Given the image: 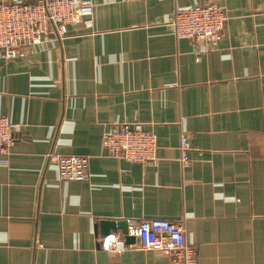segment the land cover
I'll return each instance as SVG.
<instances>
[{"label": "crops", "instance_id": "crops-1", "mask_svg": "<svg viewBox=\"0 0 264 264\" xmlns=\"http://www.w3.org/2000/svg\"><path fill=\"white\" fill-rule=\"evenodd\" d=\"M91 2L64 38L0 53V116L14 124L0 264H169L125 241L115 225L129 218L179 223L196 264H264V0ZM208 2L225 8L224 35L176 39L175 8ZM121 123L155 135L153 160L107 154L103 133ZM52 153L87 156L89 181L59 180ZM106 236L126 248L106 249Z\"/></svg>", "mask_w": 264, "mask_h": 264}, {"label": "built area", "instance_id": "built-area-1", "mask_svg": "<svg viewBox=\"0 0 264 264\" xmlns=\"http://www.w3.org/2000/svg\"><path fill=\"white\" fill-rule=\"evenodd\" d=\"M91 0H39L24 3L0 0V53L4 59L24 57L30 46L44 42L46 37L62 39L68 25L80 24L92 13ZM227 15L224 6L215 2L176 7L167 21L176 39H189L194 44H212L225 33ZM12 124L7 116H0V154H7L14 144ZM102 148L116 159L146 163L155 158V135L142 124L121 123L103 133ZM181 162L188 163L190 143L180 139ZM57 169L59 180L88 182L90 179L87 156L52 153L49 155ZM128 236L138 238L139 247L165 254L169 264H196V252L187 241L183 227L166 219L129 218ZM106 249L120 251L126 248L123 240L106 236Z\"/></svg>", "mask_w": 264, "mask_h": 264}, {"label": "water", "instance_id": "water-1", "mask_svg": "<svg viewBox=\"0 0 264 264\" xmlns=\"http://www.w3.org/2000/svg\"><path fill=\"white\" fill-rule=\"evenodd\" d=\"M116 228H120L124 234V238H125V241L128 242V240L132 239L133 236H128L126 233H127V230H126V222H117V224L115 225ZM136 238V237H134ZM138 240V238H136Z\"/></svg>", "mask_w": 264, "mask_h": 264}]
</instances>
